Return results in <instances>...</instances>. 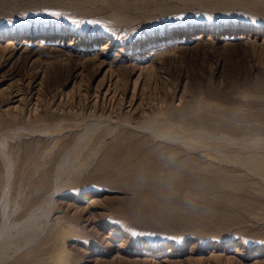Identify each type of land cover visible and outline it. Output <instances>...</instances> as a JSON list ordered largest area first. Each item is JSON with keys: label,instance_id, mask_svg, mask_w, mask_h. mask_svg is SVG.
<instances>
[{"label": "rangeland", "instance_id": "obj_1", "mask_svg": "<svg viewBox=\"0 0 264 264\" xmlns=\"http://www.w3.org/2000/svg\"><path fill=\"white\" fill-rule=\"evenodd\" d=\"M65 218L62 264H264V0H0V264Z\"/></svg>", "mask_w": 264, "mask_h": 264}, {"label": "bare ground", "instance_id": "obj_2", "mask_svg": "<svg viewBox=\"0 0 264 264\" xmlns=\"http://www.w3.org/2000/svg\"><path fill=\"white\" fill-rule=\"evenodd\" d=\"M38 35H41L42 37L45 35L47 36L48 35V32L44 31V32H40L38 33ZM227 36V35H226ZM62 219V218H61ZM64 219V218H63ZM58 223V222H57ZM58 227V230H56L57 232L55 233V231H53L52 233L55 235H51L49 234V236L53 237L52 238V243H51V246L48 250L51 249L50 251V260L55 262V263H61L63 261H67L65 260L67 257V254H66V249H65V245H67L65 243L66 239L68 238H73L74 234H77V230H76V227L74 226V222H72L71 220H68L65 218V220L63 221H60L59 225L57 226ZM78 229V228H77ZM55 230V229H54ZM78 235V234H77ZM48 236V235H47ZM50 237V238H51ZM45 238V237H44ZM46 239H44L45 241ZM42 242V241H41ZM46 243V242H44ZM47 245V244H46ZM68 249V248H67ZM157 249V248H156ZM156 249H150V252H156L157 250ZM47 250V251H48ZM70 251V250H69ZM68 251V252H69ZM66 254V256H65ZM65 256L66 258L63 260L62 256ZM70 255V254H69ZM43 257V256H42ZM69 257V256H68ZM46 258H48V255L46 256ZM69 260V259H68ZM52 263V262H49V264ZM54 264V263H53ZM68 264V263H67Z\"/></svg>", "mask_w": 264, "mask_h": 264}, {"label": "snow or ice", "instance_id": "obj_3", "mask_svg": "<svg viewBox=\"0 0 264 264\" xmlns=\"http://www.w3.org/2000/svg\"><path fill=\"white\" fill-rule=\"evenodd\" d=\"M53 15H58L57 13H53Z\"/></svg>", "mask_w": 264, "mask_h": 264}]
</instances>
